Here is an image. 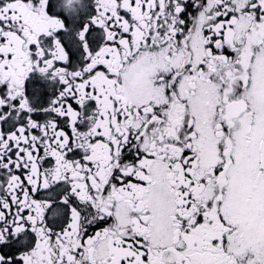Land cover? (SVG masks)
I'll list each match as a JSON object with an SVG mask.
<instances>
[{
  "label": "snow or ice",
  "instance_id": "snow-or-ice-1",
  "mask_svg": "<svg viewBox=\"0 0 264 264\" xmlns=\"http://www.w3.org/2000/svg\"><path fill=\"white\" fill-rule=\"evenodd\" d=\"M0 264H264V0H0Z\"/></svg>",
  "mask_w": 264,
  "mask_h": 264
}]
</instances>
